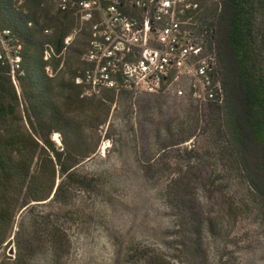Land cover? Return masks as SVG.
<instances>
[{
    "label": "rangeland",
    "instance_id": "rangeland-1",
    "mask_svg": "<svg viewBox=\"0 0 264 264\" xmlns=\"http://www.w3.org/2000/svg\"><path fill=\"white\" fill-rule=\"evenodd\" d=\"M257 21L264 25V14ZM82 42L64 54L67 66H77ZM50 78L67 79V71ZM17 92L26 117L28 100L22 87ZM108 96L107 121L87 127L96 151L77 166L78 180H69L60 201H32L15 216L9 239L21 229L33 241L32 264H264V197L236 169L227 135L216 132L224 120L211 104L219 103ZM99 107L86 116L105 118ZM182 124H198L194 136L164 149L166 129ZM52 140L62 145L59 133ZM182 167L184 206L169 195L178 182L168 187ZM57 232L65 236V252L52 245ZM4 252L14 256L15 243H4Z\"/></svg>",
    "mask_w": 264,
    "mask_h": 264
},
{
    "label": "trees",
    "instance_id": "trees-1",
    "mask_svg": "<svg viewBox=\"0 0 264 264\" xmlns=\"http://www.w3.org/2000/svg\"><path fill=\"white\" fill-rule=\"evenodd\" d=\"M218 5L221 8L216 17L215 39L225 100L211 104L224 120V127L220 123L216 132L227 135L225 149L231 151L236 169L264 197V25L257 21L258 14H264V0H219ZM3 9L4 22L27 41L21 87L28 106L24 117L17 89L8 71L0 67V247L6 242L9 247L13 242L16 246L14 256L0 253V264H32L36 254L33 241L26 239L21 229L15 232L14 240L9 239L15 216L32 201H60L69 180H78L77 166L96 151L88 144L87 127L105 123L109 109L100 98L89 101L81 97V91L70 79L56 82L46 74L45 44H54L60 52L64 36L73 25L72 21L53 15L50 0H24L20 6L12 4ZM30 21L32 26H28ZM46 27L53 30L50 35L44 33ZM92 106H103L106 117L86 116ZM183 125L176 132L170 127L166 129L164 149L194 136L198 124L188 128ZM54 133L60 134L61 146L52 140ZM183 168L168 184L171 191L172 182H178L177 189L169 195L181 206ZM58 231L61 232L60 228ZM59 232L52 245L56 252H65V236ZM149 261L142 264H159Z\"/></svg>",
    "mask_w": 264,
    "mask_h": 264
},
{
    "label": "built area",
    "instance_id": "built-area-1",
    "mask_svg": "<svg viewBox=\"0 0 264 264\" xmlns=\"http://www.w3.org/2000/svg\"><path fill=\"white\" fill-rule=\"evenodd\" d=\"M218 1L51 0L52 12L73 25L60 52L45 44L46 71L50 77L67 71L81 97L165 95L222 104L225 89L215 39ZM23 2L0 0V67L18 91L27 41L4 22L3 7ZM44 33L51 34L52 28ZM78 40H83L79 61L69 67L63 56Z\"/></svg>",
    "mask_w": 264,
    "mask_h": 264
}]
</instances>
